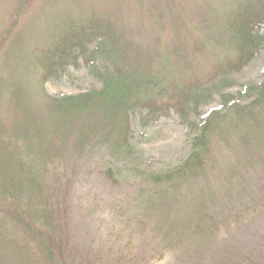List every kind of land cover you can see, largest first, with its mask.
<instances>
[{"label":"rangeland","instance_id":"374dc122","mask_svg":"<svg viewBox=\"0 0 264 264\" xmlns=\"http://www.w3.org/2000/svg\"><path fill=\"white\" fill-rule=\"evenodd\" d=\"M123 1L127 20L144 28L141 0ZM182 1L190 30L180 29L186 47L178 58L207 77L232 50L196 27L199 18L219 38L218 29L229 31L256 0ZM117 2L0 0V264H52L40 239L54 255L64 241L66 257L56 264H264V100L254 115L233 109L218 116L201 160L188 159L197 124L229 94L249 103L264 81V42L243 66L217 76L218 86L209 83L185 118L175 107L155 117L141 102L126 106L130 137L119 144L111 101L96 95L80 120L73 109L53 107L55 98L103 86L92 65L81 56L48 76L42 65L64 31L113 16ZM147 24L143 36L162 37ZM254 30L264 36V23ZM166 54L165 65L177 59ZM175 69L163 72L169 81L201 79L168 73ZM62 117L69 124L58 128Z\"/></svg>","mask_w":264,"mask_h":264},{"label":"trees","instance_id":"16d2710c","mask_svg":"<svg viewBox=\"0 0 264 264\" xmlns=\"http://www.w3.org/2000/svg\"><path fill=\"white\" fill-rule=\"evenodd\" d=\"M117 3L118 9L115 12V14H119L117 17L115 14L104 16L105 12L92 17L88 22L64 31L56 46L51 50L46 49L42 65L45 67L47 76L56 72L57 67L63 66L68 60L81 56L84 57L87 64L92 65V70L95 69L101 77L103 86L96 91H86L55 98L53 107L56 109L57 107L73 109L76 111L73 115L80 120L81 114L87 109L86 106H89L96 95H99L100 99L111 101L114 106L112 113L115 114L112 115L115 118L120 117L115 122V128L119 129L117 136L119 144L127 143L130 137L128 135L130 127L126 106L141 102L150 107V115L155 117L160 112H166L168 108L175 107L185 118L187 116L186 108L190 107V103L193 101L197 105L211 91L209 83L212 84L213 88L218 86L221 82L217 81V76L225 75L230 70L243 66L255 55L264 42V36L254 30L255 26L264 23V0L254 1L246 8L245 12L237 14L231 22L229 31L220 27L217 31L219 38L209 32V29H213L212 27L203 23L206 21V17H200L201 24L195 26H204L203 29L212 38H215L222 46L228 45L229 51L232 50L227 58L218 59L212 69L213 72L205 77L198 74L194 67L187 65L192 64L190 59L185 61L187 63L185 64L178 58V54L186 47V39L180 29L186 27V31L190 30L187 12L182 0H141V5L144 4L140 11L144 28L142 25L133 26L127 20L126 16L128 15H126V9L123 8L125 1L118 0ZM147 23L152 25L154 33H162V37L143 36L142 33H146L148 31L146 29L149 28ZM167 25H170V29L166 28ZM171 30L175 33L170 32ZM90 44L94 45L90 47ZM171 50L176 54L177 59L174 62H177L173 66L174 62L165 65L166 53L169 54ZM236 50L237 56L235 57ZM99 56H103L100 57L101 60L98 59ZM111 62L114 63L113 66ZM174 67L176 68L175 71L168 73L181 70L183 77L192 75L194 79L196 73L201 79L188 82L184 80L169 81L167 73L164 74L163 72ZM168 92H170L168 100L163 99V94ZM251 94L253 97L249 103H243L242 100L229 94V100L226 101L225 99L221 107L213 109L201 123L197 124L199 131L194 134L192 142L195 150L188 159L201 160L203 150L206 148L207 131L218 116L225 115L233 109L243 111L248 115L255 114V105L264 100V81L253 86ZM139 95H144L143 99ZM226 105L231 107L223 111L224 107H227ZM118 107L123 110L122 113L118 111ZM239 114L243 115L242 112ZM65 124L69 123L65 121V117H62L56 125L61 128ZM60 137L63 136L60 135ZM61 142L59 140L60 144ZM33 149L40 152V146L33 147ZM25 153L30 154L31 150L26 149ZM102 171L110 178L114 176L112 167H107L106 170ZM163 178L165 175L161 173L153 175V179L158 181H162ZM25 227L33 235L32 227L29 224H25ZM45 243L48 244L43 239L37 240L38 247L53 261L52 264H56V259L57 262H63L62 258L65 259L66 257V254L63 253L65 252L64 241L59 247L61 255H54Z\"/></svg>","mask_w":264,"mask_h":264}]
</instances>
